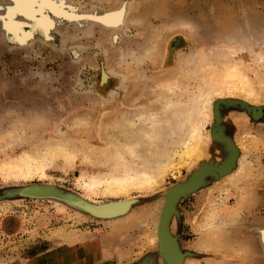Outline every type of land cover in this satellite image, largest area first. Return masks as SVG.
Returning <instances> with one entry per match:
<instances>
[{"label": "rangeland", "instance_id": "obj_1", "mask_svg": "<svg viewBox=\"0 0 264 264\" xmlns=\"http://www.w3.org/2000/svg\"><path fill=\"white\" fill-rule=\"evenodd\" d=\"M49 1L34 0L31 17L15 10L16 0H0V167L23 171L0 172V190L49 183L92 203L140 200L125 215L101 219L59 198L1 199L0 264H136L151 253L163 264L155 234L161 192L202 159L227 154L214 129L235 142V168L207 177L178 201L171 233L188 253L183 264H264L256 231L264 226V0ZM114 14L115 24L100 20ZM225 99L263 113L253 117L239 103H219L217 120L214 105ZM191 121L201 140L179 163ZM58 139L66 146L46 152ZM131 145L139 157L130 172L161 156L158 162L168 164L158 185L118 194L103 192V184L85 190L90 174L108 175L119 155L131 159ZM248 189L255 197L249 209L242 200ZM162 240L169 263L177 264V249L167 235ZM86 244L94 257L84 261Z\"/></svg>", "mask_w": 264, "mask_h": 264}, {"label": "water", "instance_id": "obj_2", "mask_svg": "<svg viewBox=\"0 0 264 264\" xmlns=\"http://www.w3.org/2000/svg\"><path fill=\"white\" fill-rule=\"evenodd\" d=\"M219 103H225L226 105L229 103H239L245 110L249 111L253 117L254 113L258 112L261 115L262 109L261 107H250L243 100H233V99H225L218 100L214 105V113L215 117L218 120L220 118L219 115ZM214 137L217 141H222L224 143V147L227 149V154L223 157L220 154L217 155L221 157L220 160L212 159L211 161H204L202 159L198 166L188 175V177L180 182L172 184L165 190L161 192L163 195V203L160 208V212L157 219L156 225V254L161 258L163 264H170L167 253L165 252L163 246L162 237L167 235L169 240H171L172 244L177 249V254L179 256V260L177 264H183L185 255L187 252L181 250L179 243L177 241V237L171 233L170 230V222L172 216L177 214V203L181 198H186L196 192L200 187L204 186L206 183L207 177H213L215 179H219L222 176L228 174L235 168V161L238 158L239 151L235 145V142L231 137L224 134L222 131L214 129ZM216 148V147H213ZM235 150H237V155L235 156ZM209 163V164H208ZM31 197V198H59L63 201H66L69 204L77 207L80 211H83L95 218L101 219H112L115 217H119L129 213L136 203L139 202V198L132 199H124V200H116V201H108L103 203H92L87 199L71 194L65 193L57 188L53 184L49 183H31L27 185L20 186L14 189H2L0 190V200L5 199L6 197ZM169 203V204H168ZM256 231L258 233V239L260 245L264 251V226L257 227ZM154 253L147 255L143 259L139 260L136 264H148L150 261L152 264H157V261L154 258ZM154 261V263H153Z\"/></svg>", "mask_w": 264, "mask_h": 264}, {"label": "bare ground", "instance_id": "obj_3", "mask_svg": "<svg viewBox=\"0 0 264 264\" xmlns=\"http://www.w3.org/2000/svg\"><path fill=\"white\" fill-rule=\"evenodd\" d=\"M34 1V0H33ZM32 0H22V1H17L16 0V2H14L15 3V10L16 11H18V12H22L23 11V13L22 14H27L28 13V15H29V13H31V10H32V8H33V6H35V3L36 2H33ZM43 3H45V0H41V3L40 4H43ZM49 3H51V0L49 1ZM36 5H37V3H36ZM39 5V4H38ZM51 5H52V3H51ZM42 6V5H41ZM53 6V5H52ZM54 7V6H53ZM62 7V6H61ZM61 7H59V8H61ZM36 8V7H35ZM41 8V7H40ZM41 10V9H40ZM60 10H62V9H60ZM62 11H65V9L64 10H62ZM70 11V10H69ZM65 12H67V11H65ZM114 12V11H113ZM36 13V12H35ZM38 13V12H37ZM61 13V12H60ZM64 13V12H63ZM75 13V12H74ZM34 14V13H33ZM75 14H77V13H75ZM32 15V13L30 14V16ZM35 15H37V14H35ZM53 15H55L54 13H53ZM80 15V14H79ZM92 15V14H91ZM118 15L120 16V14L118 13ZM87 16V15H86ZM98 15H96L95 17H97ZM100 16V15H99ZM29 17V16H28ZM31 17H33V16H31ZM35 17V16H34ZM49 17V16H48ZM70 17V16H69ZM75 17V16H74ZM76 17H78V16H76ZM92 17V16H91ZM94 17V16H93ZM92 17V18H93ZM94 17V18H95ZM37 18V17H36ZM39 18V17H38ZM71 18H72V15H71ZM100 20H102L103 22H108V21H110L111 22V24H115V23H117L118 22V19H119V17L117 18V15L116 14H114V17L113 16H108V15H102V16H100ZM52 19V18H51ZM50 19V20H51ZM43 22H47V17L45 16V17H42V19H41ZM98 20H99V18H98ZM40 24V23H39ZM50 24V23H49ZM13 25V24H12ZM11 25V26H12ZM9 26H10V24H9ZM15 26H16V24H15ZM47 26V25H46ZM17 27V26H16ZM30 27V26H29ZM10 28V27H9ZM22 28V27H21ZM20 29V28H19ZM29 29V28H28ZM45 29V28H44ZM46 29H47V27H46ZM12 30V29H11ZM29 30H31V29H29ZM13 32V31H12ZM26 32H27V30H26ZM23 33V32H22ZM32 33V32H31ZM20 41H21V39H20ZM23 42V41H22ZM133 59V58H132ZM233 64V63H232ZM236 65V64H235ZM229 66V65H228ZM228 66H226V67H228ZM232 66V65H231ZM221 69V68H220ZM238 69V68H237ZM236 72V71H235ZM233 74V73H232ZM241 74V73H240ZM107 75V74H106ZM210 75H212V74H210ZM213 76V75H212ZM215 77H217V76H215ZM220 77V76H219ZM243 76H239V81L240 80H242L243 78H242ZM245 77V76H244ZM175 78V77H174ZM209 78V77H208ZM208 78H207V80H208ZM210 78L212 79V77L210 76ZM218 78V77H217ZM240 78H242V79H240ZM109 79V78H108ZM214 79V78H213ZM206 81V80H205ZM209 81V80H208ZM208 81H207V84H208ZM211 81V80H210ZM101 82V81H100ZM214 82V81H213ZM225 82V81H224ZM227 82V81H226ZM225 82V83H226ZM237 82H238V80H237ZM246 82V79H245V81L243 82V80L241 81V85H242V83H243V85H244V83ZM215 83V82H214ZM231 83H235V82H231ZM239 83V82H238ZM219 84V83H218ZM217 84V85H218ZM246 84V83H245ZM248 84H249V82H248ZM238 85V84H237ZM170 86V85H169ZM213 86V85H212ZM245 86V85H244ZM263 86V85H262ZM246 87V86H245ZM244 87V88H245ZM251 87V86H250ZM249 87V88H250ZM170 88V87H169ZM204 88V87H203ZM228 88V87H227ZM235 88V87H234ZM236 88H237V86H236ZM243 88V87H242ZM242 88L240 89V87H239V89L241 90L240 92H242ZM247 89H248V87H246ZM167 90V89H166ZM165 90V91H166ZM230 90V89H229ZM237 90V89H236ZM202 91V90H201ZM213 91V90H212ZM250 92H251V90H249ZM253 92V91H252ZM198 93H200V92H198ZM231 93V92H230ZM221 94V93H220ZM247 93L245 92V95H246ZM252 94V93H251ZM250 94V95H251ZM167 95V94H166ZM192 95V94H191ZM203 95V94H202ZM244 95V96H245ZM256 96V95H255ZM200 97H201V94H200ZM165 98V97H164ZM194 98V97H193ZM196 98V97H195ZM196 99H199V98H196ZM196 99H193V100H196ZM207 99V98H206ZM185 100V99H184ZM192 100V99H191ZM192 100V101H193ZM204 100V99H203ZM197 101H199V100H197ZM257 101V100H256ZM200 102V101H199ZM194 103V102H193ZM196 103V102H195ZM193 105V104H192ZM203 106V105H202ZM194 107V106H193ZM204 107V106H203ZM200 108V111H202V110H204V108ZM194 108H196V107H194ZM193 108V109H194ZM207 108V107H206ZM202 109V110H201ZM185 111V110H184ZM193 111H195V110H193ZM200 111H199V113L197 114V115H199V114H201L200 113ZM206 111H207V109L205 110V112H204V114L202 113V116L200 117V116H198V120L200 121V119L203 117V115H206L205 113H206ZM175 113V112H174ZM190 113H192L193 114V112H191V110H190ZM255 114L256 115H258L257 114V112H255ZM171 115V114H170ZM169 116V115H168ZM167 116V117H168ZM188 116V117H187ZM186 117L187 118H191L192 116L191 115H189V111H188V115H187ZM189 116H191V117H189ZM171 118V117H170ZM195 118V117H194ZM200 118V119H199ZM127 120V119H126ZM160 121H161V118L159 119ZM169 120V119H168ZM204 120V119H203ZM167 121V120H166ZM170 121H172V120H170ZM183 121V120H182ZM187 121H189V119H187L186 120V122ZM194 121V120H193ZM193 121H191L190 123H188V128H189V130L187 129V130H185V131H187V133L189 134V138L188 139H185V140H187L186 142H185V140H184V142H183V146H184V148L181 150L182 152H180L181 154L179 155L180 156V158H179V156H178V158L180 159V162L179 163H182V162H185L184 161V157L185 156H187L186 158H188V155L190 156L196 149H195V147L198 145V143L200 142V140H201V135H200V133L198 132V131H200V129L198 130L197 129V127L199 126V128H200V124L201 123H199L198 124V121H197V118H196V121H197V124H198V126H195V125H197V124H193ZM202 121V120H201ZM129 122V121H128ZM150 122H151V126H154V127H156V125L158 126H160V122L157 120V122H155V121H151L150 120ZM121 123H123V122H121ZM127 123V122H126ZM130 123H131V121H130ZM182 123V122H181ZM195 123V122H194ZM134 124V123H133ZM168 124V123H167ZM187 124V123H186ZM162 125V124H161ZM165 125V124H164ZM163 125V126H164ZM180 125V124H179ZM124 126H125V124H124ZM150 126V127H151ZM169 127V126H168ZM166 128V127H165ZM164 128V129H165ZM182 128V127H181ZM129 130H131V128L129 129ZM154 130H156V129H154ZM133 130H131L130 132H132ZM160 131V130H159ZM158 131V132H159ZM162 131V130H161ZM154 132V131H153ZM157 132V133H158ZM135 133V132H134ZM172 133V132H171ZM13 134H16V132L14 133L13 132ZM131 134H133V133H131ZM144 134H147L146 132L144 133ZM184 134H186L185 132H184ZM187 134V135H188ZM130 135V134H129ZM136 135H139V134H136ZM143 135V134H142ZM150 135V134H149ZM133 136H135L134 134H133ZM148 136V135H147ZM155 136V135H154ZM153 136V137H154ZM166 136V135H165ZM127 137H129V136H127ZM132 137V136H131ZM144 138H145V136H143ZM137 138V137H136ZM135 138V139H136ZM140 138H142V136L140 137ZM147 138V137H146ZM155 138V137H154ZM153 138V139H154ZM132 139V138H131ZM149 139V138H148ZM176 139V138H175ZM134 140V139H133ZM142 140V139H141ZM182 140H183V138H182ZM181 140V141H182ZM13 141V140H12ZM58 143H55V142H53V143H48V146H46L47 147V149H46V152H48V153H51V154H53L52 152H56L57 150H59L60 148H62V147H65L66 145L65 144H63V143H65V142H63V141H61V140H56ZM122 141V144L123 145H125L126 146V149H127V144L129 145V143L127 142V141H129V140H121ZM138 141H139V139H138ZM138 141H136V142H138ZM143 141V140H142ZM140 142V143H144V142ZM152 141V140H151ZM162 141V140H161ZM118 142H120V141H118ZM130 142V141H129ZM153 142V141H152ZM177 142V141H176ZM1 143V142H0ZM121 143V142H120ZM127 143V144H126ZM132 143V142H131ZM147 143H149V142H147ZM169 143V142H168ZM182 143V142H181ZM180 143V144H181ZM156 144V143H155ZM164 144V143H163ZM175 144V143H174ZM65 145V146H64ZM131 146H133V145H131ZM131 146H130V153H129V157L132 159V161H131V159H129V158H125V159H123L124 157H122L121 158V155H119V157H120V159L121 160H118V161H113L112 163H113V167L110 169L111 170V173H109L108 175H103L102 173H101V175L100 174H98V175H95L94 174V176H90V175H92V174H88L89 175V177H90V179H88V180H90L89 182L87 181V183H86V181H83V182H85L82 186L85 188V190H87V191H94L95 189L94 188H96L97 186L99 187V184H103L104 186V191L103 192H110V193H113V194H118V193H124V192H127L129 189H131V188H135V189H149V188H152V187H155L156 185H158L159 183H160V179L162 178V176L164 175V173L166 172V166L165 165H168V164H165L164 162H158L159 161V159H161L162 160V156L157 160V158H156V160L153 162V163H150V165H149V168L147 167L146 168V166H144L143 168H136V167H134L135 168V170H133V172L131 171L130 172V170L132 169V168H129V167H133V166H129L130 165V163H133L134 161H133V158L135 159L138 155H137V153L139 152H136L137 150H136V148L133 146V148H135V149H132L131 148ZM157 146V145H156ZM165 146V145H164ZM171 146V145H170ZM175 146V145H174ZM177 146H178V144H177ZM181 146H182V144H181ZM129 147V146H128ZM179 147V146H178ZM166 148V147H165ZM129 149V148H128ZM154 149V148H153ZM164 149V148H163ZM176 149V148H175ZM179 149V148H178ZM65 150V149H64ZM70 150V149H69ZM134 150H136V151H134ZM155 150V149H154ZM165 150V149H164ZM168 150V149H167ZM166 151V150H165ZM169 151V150H168ZM170 151H171V149H170ZM73 152V151H72ZM142 152V151H141ZM150 152V151H149ZM167 152V151H166ZM172 152H174V151H172ZM39 153V152H38ZM66 153V152H65ZM61 154V153H60ZM67 154H69V153H67ZM112 154V153H111ZM152 154V153H151ZM162 154H163V152H162ZM174 154V153H173ZM177 154V153H176ZM26 155V154H25ZM39 155V154H38ZM59 155V154H58ZM62 155V154H61ZM175 155V154H174ZM41 156V155H40ZM44 156V154L42 155V157ZM46 156V155H45ZM50 156V155H49ZM69 156H71V153H70V155ZM155 156V155H154ZM153 156V157H154ZM158 156V155H157ZM22 157V156H21ZM47 157H48V155H47ZM62 157L63 158H65L66 159V157H64L63 155H62ZM139 157V156H138ZM145 157H146V155H145ZM150 158H151V156H149ZM164 157H165V154H164ZM167 157H169V155H167ZM172 156H170V158H171ZM30 157H28V159H29ZM50 158H51V156H50ZM49 158V159H50ZM54 158V157H53ZM143 158V157H142ZM31 159H34V158H31ZM45 159H46V157H45ZM72 159V158H71ZM109 159V158H108ZM136 159H138V158H136ZM30 160V159H29ZM28 160V161H29ZM42 160V159H41ZM64 160V159H63ZM145 160H146V162H150V160L151 159H149L148 158V156L145 158ZM152 160H154V159H152ZM209 160V159H208ZM47 161H48V159H47ZM55 161V160H54ZM143 161V160H142ZM34 162V161H33ZM42 162H43V160H42ZM44 163V162H43ZM69 163H70V161H69ZM175 163H177V162H175ZM11 167H10V166ZM47 165V164H46ZM173 165V164H172ZM171 165V166H172ZM24 167H26L25 165H23V168ZM32 168V167H31ZM34 168V167H33ZM30 169V168H29ZM123 169V171H124V174H120V170H122ZM165 170V171H164ZM0 172L3 174V175H7V174H14V175H22L21 174V172H23L22 171V167L21 168H17L16 166H12V163H10V164H6V163H4V164H2L1 165V167H0ZM20 172V173H19ZM110 172V171H109ZM108 173V172H107ZM27 175H29V174H27ZM26 175V176H27ZM83 175V174H82ZM81 175V176H82ZM84 176H86V174L84 175ZM79 178V177H78ZM82 178H83V176H82ZM81 179V178H80ZM81 181V180H80ZM77 183H78V181H77ZM79 184V183H78ZM77 184V185H78ZM81 185V184H80ZM102 187V188H103ZM99 189V188H98ZM102 190V189H101ZM100 190V191H101ZM133 190V189H132ZM88 193V192H87ZM94 193V192H93ZM109 194V193H108ZM112 195V194H111Z\"/></svg>", "mask_w": 264, "mask_h": 264}, {"label": "crops", "instance_id": "obj_4", "mask_svg": "<svg viewBox=\"0 0 264 264\" xmlns=\"http://www.w3.org/2000/svg\"><path fill=\"white\" fill-rule=\"evenodd\" d=\"M251 189H248V192H246L245 193V195L242 197V200L244 201V203L243 204H245L246 206H247V208L249 209V208H252V207H254L255 206V197H254V195H250L249 193H251ZM88 244V243H87ZM81 245L82 246V248H83V250H82V259L85 261V260H87V258H92V257H94L92 254H90L89 252H88V248L90 247V248H93V246H89V245ZM80 246V245H79ZM78 246V247H79ZM98 255V254H97Z\"/></svg>", "mask_w": 264, "mask_h": 264}]
</instances>
